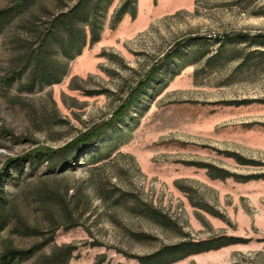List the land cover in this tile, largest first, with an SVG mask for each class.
<instances>
[{
	"label": "rangeland",
	"instance_id": "obj_1",
	"mask_svg": "<svg viewBox=\"0 0 264 264\" xmlns=\"http://www.w3.org/2000/svg\"><path fill=\"white\" fill-rule=\"evenodd\" d=\"M256 34L264 0H0V167L73 143L144 79L87 149L4 182L0 253L35 247L15 264H56L68 244L67 264H264Z\"/></svg>",
	"mask_w": 264,
	"mask_h": 264
},
{
	"label": "trees",
	"instance_id": "obj_2",
	"mask_svg": "<svg viewBox=\"0 0 264 264\" xmlns=\"http://www.w3.org/2000/svg\"><path fill=\"white\" fill-rule=\"evenodd\" d=\"M264 35L262 34H256L254 35L253 39L256 41L264 42V38L262 37ZM181 44L180 42L173 43V47H178ZM169 56V51H166L159 59L156 60V63L152 64L147 72V75L145 77H149L153 74V72L157 69V66L159 62L162 60L167 59ZM144 79H141L137 82L135 87H133L132 92H130L128 95V99L125 103H121L113 113L111 114V119H107L106 121H101L100 123L93 124L88 130H86L82 135H80L73 143H67L63 145L62 147L56 148V149H45V150H33L31 152L24 153L23 155L14 156L11 158H8L4 164L0 167V205L5 202V189H4V182L10 181L12 179V175L15 172H18L21 170L22 165L24 162L29 164V167H33L35 165H38L40 163H48L50 161V158L55 155V153L65 149V148H77L81 147L82 149H87L91 144H93L96 140V138L100 137L106 130L109 129L110 123H116L119 120H123L124 114L126 113V106L128 103H130L131 99L135 97V93L138 92L140 89V86H143ZM8 84V83H6ZM124 107V108H123ZM74 153V152H73ZM97 153V152H96ZM95 155V154H94ZM93 153H91V156H94ZM72 156L68 157V163L71 162L70 160ZM239 163H243L244 161H241V159L234 157ZM207 168H211L210 166H205ZM211 170H214L211 169ZM215 173L208 172V175L211 178H222L228 176L223 171H220L218 169H215ZM3 220L0 219V229L3 226ZM212 240V241H211ZM229 238H227L224 241H215V239H207L202 241H190L188 244V249L185 250L182 254L179 252V255L176 257L171 258V261H175L177 259H180L182 257H185L189 254L199 253L203 251H207L210 249H216L221 246H224L226 244L231 243ZM214 242V243H213ZM35 247H30L27 249H15L11 247L4 248L0 253V264H15L17 262H20L21 260L27 258L29 255L32 254ZM57 249L64 250L63 257L60 261V263L56 264H67V261L70 257V250L71 247L68 244H61L57 246ZM54 264V263H53Z\"/></svg>",
	"mask_w": 264,
	"mask_h": 264
}]
</instances>
